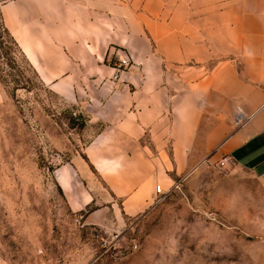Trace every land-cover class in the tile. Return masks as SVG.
I'll return each mask as SVG.
<instances>
[{
	"label": "crops",
	"instance_id": "obj_1",
	"mask_svg": "<svg viewBox=\"0 0 264 264\" xmlns=\"http://www.w3.org/2000/svg\"><path fill=\"white\" fill-rule=\"evenodd\" d=\"M0 20L48 89L101 125L53 171L84 224L145 211L199 156L207 113L228 128L219 152L264 180V0H0Z\"/></svg>",
	"mask_w": 264,
	"mask_h": 264
},
{
	"label": "rangeland",
	"instance_id": "obj_2",
	"mask_svg": "<svg viewBox=\"0 0 264 264\" xmlns=\"http://www.w3.org/2000/svg\"><path fill=\"white\" fill-rule=\"evenodd\" d=\"M0 92V264H264V180L219 152L228 128L210 113L187 172L103 227L71 212L53 177L101 125L48 89L1 20Z\"/></svg>",
	"mask_w": 264,
	"mask_h": 264
},
{
	"label": "built area",
	"instance_id": "obj_3",
	"mask_svg": "<svg viewBox=\"0 0 264 264\" xmlns=\"http://www.w3.org/2000/svg\"><path fill=\"white\" fill-rule=\"evenodd\" d=\"M127 61H128L127 58L125 56H123V58L121 59L120 63L126 64ZM240 118H241V116L238 115L236 120L239 121ZM156 192H157L158 195H163L165 193V190L161 186L157 185L156 186Z\"/></svg>",
	"mask_w": 264,
	"mask_h": 264
},
{
	"label": "trees",
	"instance_id": "obj_4",
	"mask_svg": "<svg viewBox=\"0 0 264 264\" xmlns=\"http://www.w3.org/2000/svg\"><path fill=\"white\" fill-rule=\"evenodd\" d=\"M5 29V28H4ZM5 31L7 32V30L5 29ZM8 33V32H7ZM9 34V33H8ZM9 36H10V38H11V40H12V42H13V44H15L16 46H17V48L19 49V51L22 53V51H21V49L19 48V46H18V44L15 42V40L13 39V37L9 34ZM22 55H23V53H22ZM23 57L25 58V56L23 55ZM25 60L27 61V63H29L28 62V60L25 58ZM32 70L34 71V69L32 68ZM34 73H35V71H34ZM35 75H37L36 73H35ZM26 83H31L30 81H29V79H27V82Z\"/></svg>",
	"mask_w": 264,
	"mask_h": 264
}]
</instances>
